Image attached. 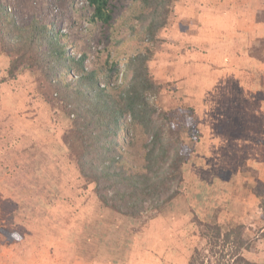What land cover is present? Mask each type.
Returning a JSON list of instances; mask_svg holds the SVG:
<instances>
[{
	"label": "rangeland",
	"instance_id": "1",
	"mask_svg": "<svg viewBox=\"0 0 264 264\" xmlns=\"http://www.w3.org/2000/svg\"><path fill=\"white\" fill-rule=\"evenodd\" d=\"M2 1L9 2L10 7L16 4L17 20L23 24L34 15L47 13L46 0ZM173 1L148 66L150 75L162 85L156 104L165 111L188 109L193 125L202 133L198 143L185 140L188 146L196 144V148L185 169L180 195L159 210L146 203V211L138 219L102 207L90 190L82 189L83 182L76 179L78 173L68 158L69 151L77 147L74 140L68 145L64 142L72 128V116L59 109L47 115L50 107L46 103L45 110L41 104L46 89L40 77L24 70L0 87V264H188L195 249H204L208 256L209 248L192 222V211L202 222L218 223L223 230L242 225L248 237L259 238L264 228V195H257L259 188L264 191V110L261 117L255 107L243 108L244 101L253 100L249 97L243 101L242 90L255 92L257 99L264 100V65H258L264 64V42L257 34L247 44L245 38L238 40L237 36L250 29L252 20L245 16L248 8H259L255 19L264 20V0H202L204 12L207 10L202 26L201 0H191L190 4L189 0ZM67 3L68 0L56 1L50 13L52 16L60 10L68 14L62 23L63 31L75 43L76 56L86 54L88 69L105 65L109 50L118 41L136 49L148 44L139 36V23L128 10L129 1L123 2L122 18L117 17L110 29L87 21V12L81 7L83 0H76L73 6ZM190 5L200 8L189 16L190 21L184 20L183 8ZM214 9L219 12L217 22H210ZM243 21L247 27L241 31ZM201 31H208L202 36L205 41L214 35L223 36L221 44L226 43L225 37L236 38L219 48L236 59L247 54L257 60L253 67L231 62L228 70L244 72L246 77L224 76V71L219 75L201 72ZM187 47L191 49L186 54L189 61L183 65L187 60L181 53L188 51ZM167 64L171 82L163 83L158 71ZM7 65L8 58L0 54V77ZM224 68V63L218 62V69ZM24 149L45 160L50 181L58 188L56 194L71 201L57 200L50 205L49 197L55 199V193L37 199L38 187L32 185L36 179L37 186L42 185L43 176L29 170ZM58 167L64 168V174L56 185L53 174ZM263 248L264 238L246 258L264 264ZM216 251L212 264L233 262L230 246L221 244Z\"/></svg>",
	"mask_w": 264,
	"mask_h": 264
},
{
	"label": "trees",
	"instance_id": "2",
	"mask_svg": "<svg viewBox=\"0 0 264 264\" xmlns=\"http://www.w3.org/2000/svg\"><path fill=\"white\" fill-rule=\"evenodd\" d=\"M46 1L47 13L34 15L23 24L17 20L16 4L10 7L9 2L0 0V54L8 58L0 87L24 70L38 74L46 89L41 104L45 110L50 107L47 115L59 109L62 114L72 116V128L64 142L68 145L74 140L77 147L69 151L68 158L78 173L76 179L83 182L82 189L90 190L102 207L138 219L146 211V203L153 210L169 205L180 195L185 169L196 148V144L188 146L185 140L198 143L201 138L200 130L193 125L191 111H165L155 102L162 85L150 75L148 62L156 53L157 35L167 24L174 1L83 0L81 7L87 12V21L105 29L113 28L117 17L122 18V4L129 1L128 10L139 23V36L148 43L136 49L118 41L109 50L105 65L90 69L86 66V54L76 56L75 43L63 31L62 23L68 14L56 9L51 16L50 7L58 0ZM75 1L68 0L66 5L73 6ZM189 47L181 53L187 60L183 65L189 61L186 56ZM173 55L174 52L168 57ZM158 72L163 83L171 82L169 64ZM181 82L183 86V79ZM22 154L29 170L43 176L42 185L37 186V179L32 185L38 187L37 199L56 194L58 188L50 181L45 160L25 149ZM63 171L62 167L56 168L53 174L56 185ZM262 194L264 191L259 188L257 195ZM54 197H49L50 205L57 200H72L60 193ZM50 205L44 207L49 209ZM261 208L264 215V201ZM192 222L209 248L208 256L204 249H195L188 264H212L221 244L231 247L230 257L234 258L231 264H261L262 261L251 262L246 256L264 238V228L259 238H250L242 225L223 230L218 223L200 221L193 211Z\"/></svg>",
	"mask_w": 264,
	"mask_h": 264
},
{
	"label": "crops",
	"instance_id": "3",
	"mask_svg": "<svg viewBox=\"0 0 264 264\" xmlns=\"http://www.w3.org/2000/svg\"><path fill=\"white\" fill-rule=\"evenodd\" d=\"M190 3H192L191 0H189V4ZM199 8H200V6H199ZM199 8L198 7H195L193 5H190L188 7L183 8V11H182V19H184V20H187L188 19L190 21L189 16L192 15L193 13L195 14L196 13V10L199 9ZM251 9L252 8H248L246 10V12H245V16H247L248 18H251V20H252V23L249 26L250 29L249 30H246L243 34H239L240 36H237V39L238 40H240V39L242 40L243 38H245V40H244L245 44H247L248 41H250V43H251L252 42L253 35H256V34H257V38L258 37L259 38H262L261 40L264 42V20L263 21H257L255 19L257 12L260 13L259 8H256L254 10H251ZM217 10L218 9H216V10L214 9L213 15L212 14L210 15L208 21H210V22H217V21H215L216 20V17H217V14H219V12ZM204 11H205L204 5L202 4V0H201V26H202V19L207 14V10H206V12H204ZM198 12H200V11H198ZM218 22H220V21H218ZM197 24L198 23L196 22V25ZM241 25H242V27L244 26L241 29V31H243L247 27V22L243 21L241 23ZM238 28H240V25L238 26ZM207 33H208V31L207 32L206 31H201V72L202 73H206V74L209 72L210 74L219 75V73H222L224 71V72L227 73V74H224V76L230 75V77H232L231 74H236L239 77H246L244 75V72H242L243 74H241L239 72V74H240L239 75V74H237V70L231 69V71H229L228 70V67L229 66L230 67L232 66L231 65V62L232 61L244 62V63H247L248 64L247 66H250L251 65V67H253V63L255 61H257V60H255L254 58H251L247 54L245 56H243V54H241L240 57H237V59L234 56L225 55L224 53H222L220 51V48L219 47L221 45H226V44L229 45V44H232L231 42L235 41L236 38L234 37V38L228 39L229 37H225L224 39H225V42L226 43L221 44V43H219V41L222 42V39H223V36L222 35H221V38L216 37L214 35L213 38L212 39H208V41H205V39H202L203 38L202 37L203 34L206 35ZM181 35H184V34H181ZM262 41H261V43H262ZM263 46H264V44H263ZM221 61L225 65V68L224 69H218V62H221ZM263 61H264V59H263ZM205 63H207L208 68L206 67V64ZM258 65L262 68L264 64L262 62H259ZM242 67H245V66L242 65ZM234 68L236 69V67H234ZM243 71H245V70L243 69ZM248 94H249V96L247 97ZM242 95H243V101L246 100V99H248L250 97L253 101L254 100H257V103H253V101L251 100L252 102H250V101L249 102L244 101V104H245L244 107H243L242 104H239V105L241 107H243V108H246V106L251 105L253 108L254 107L256 108L255 110L258 113V115H261L262 114V111L264 110V100L262 99V97H259L258 96L259 98L257 99V97L255 95V92H249L248 93V91H247L246 88H244L242 90ZM239 110L242 111V109H239ZM262 116L263 115H261V117Z\"/></svg>",
	"mask_w": 264,
	"mask_h": 264
}]
</instances>
